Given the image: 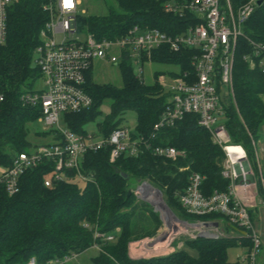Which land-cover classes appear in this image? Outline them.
Listing matches in <instances>:
<instances>
[{
  "label": "trees",
  "instance_id": "16d2710c",
  "mask_svg": "<svg viewBox=\"0 0 264 264\" xmlns=\"http://www.w3.org/2000/svg\"><path fill=\"white\" fill-rule=\"evenodd\" d=\"M248 1L229 0V3L235 11ZM186 2L95 0L94 5L103 7V12L79 15L76 25L80 32L97 41L119 38L134 26L177 35L198 22L187 10L179 17L165 13L163 7L167 3ZM221 4L225 7L224 0ZM42 5L43 0H22L8 10L7 38L0 47V93L4 96L0 104V165H8L13 154L30 149L26 125L39 116L36 108L22 107L19 97L32 91L40 78L31 58L40 44L39 33L47 19ZM243 32L264 47V3L254 9L243 25ZM189 53L154 51L151 60L190 70ZM250 53L251 47L239 39L233 64L232 95L223 103L222 124L230 145L244 150L255 169L253 147L264 132V72L256 66L250 67L244 59ZM119 69L120 86L98 84L92 80L91 72L87 73L86 91L93 105L88 110L64 116L63 123L68 130L86 133L83 126L93 120L99 105L108 98L112 102L110 114L98 125V134L108 136L119 127L115 118L132 111L136 120L132 135L150 138L166 106L167 95L157 83V75L153 83L145 84L128 63L123 62ZM39 135L44 137L47 133ZM149 142L153 147L174 148L180 155L169 160L145 151L136 158L121 156L110 164L109 148H104L83 157L81 171L88 178L84 183L66 172L64 179L45 187L44 180L52 171V162L45 160L22 175L17 194L8 197L0 191V264H27L31 258L36 264H47L79 255L92 246L100 249L92 264H247L240 260L230 263L226 254L234 246L245 247L250 254L252 243L247 239L185 237L179 249L166 255L136 260L128 256L130 243L155 236L160 226L158 215L130 191L133 183L146 182L160 190L170 208L184 219L226 222L219 215H187L178 203L191 173L203 177L201 191L205 196L214 191L225 192L229 185L221 176L225 155L198 124L197 116L185 115L174 126L161 127ZM120 174L127 178L122 179ZM258 193L264 207L259 185ZM260 207L249 209L253 224V211ZM227 229L231 231L228 226ZM108 236L113 240L106 241L104 238Z\"/></svg>",
  "mask_w": 264,
  "mask_h": 264
},
{
  "label": "built area",
  "instance_id": "2783aa9c",
  "mask_svg": "<svg viewBox=\"0 0 264 264\" xmlns=\"http://www.w3.org/2000/svg\"><path fill=\"white\" fill-rule=\"evenodd\" d=\"M19 1L22 0H0V47L7 38L8 10ZM224 1L225 7L221 0H187L186 3L165 4V13L178 14L180 17L187 10L198 22L177 35H168L155 28L134 26L119 38L97 41L77 28L76 18L84 15L78 12L80 0H43L42 10L47 19L39 33L40 44L34 49L37 55L34 66L39 71L41 86L22 93L19 101L22 107L38 110L37 120L43 123L45 129L55 128L53 142L15 153L8 165H0V191L8 197L17 194L22 175L45 160L52 162L50 176L44 180L45 187L64 179L66 172L72 173L76 181L84 183L88 178L81 171L83 157L104 148H109L110 164L121 156L136 158L145 151L174 160L180 155L179 152L171 147H153L149 139L161 127H172L185 115H196L198 124L210 134L213 143L225 155L221 176L229 185L225 192L214 191L205 196L201 191L203 177L191 173L186 188L178 196V203L190 216L219 215L224 218L234 234L232 238L247 239L252 243L250 254L242 257L240 262L255 264L260 239L249 215V209L255 203L249 183L251 170L250 167L248 170L244 168V162L248 164V160L243 150L240 162L246 177L239 176L237 162L232 163L225 152L226 146H230V139L223 124L217 125V119L224 116L221 88H226L228 98L232 95V73L238 40L242 39L251 47L250 55L244 58L250 67L256 66L263 72L264 47L243 32V25L256 8V0H249L235 11L229 0ZM76 33L84 35V39L76 38ZM161 50L173 54L189 51L191 69L182 70L178 66L179 71L170 75L171 82L168 85L161 78L157 81L162 90L167 87V102L159 121L153 126L150 138L133 136V131L120 126L106 137L100 133L75 134L64 123L61 127L63 118L60 119V116L80 113L92 107V98L86 91V75L92 72L94 62L118 68L126 62L133 69L134 66L142 67L145 62L152 61V53ZM141 67L136 76L142 80ZM3 102L4 96L0 93V104ZM145 189L150 188L142 183L135 193L140 195ZM201 223L188 225L191 227L189 238H195L198 233L213 235L215 239L224 238L219 222H207L217 223L216 228L207 229L201 227ZM104 239L112 241L113 237ZM155 244L152 247L163 245ZM74 257L70 255L47 264H67ZM27 264H36V261L31 258Z\"/></svg>",
  "mask_w": 264,
  "mask_h": 264
},
{
  "label": "rangeland",
  "instance_id": "374dc122",
  "mask_svg": "<svg viewBox=\"0 0 264 264\" xmlns=\"http://www.w3.org/2000/svg\"><path fill=\"white\" fill-rule=\"evenodd\" d=\"M95 0H80V4L78 6V12L84 13V14H101L104 10L103 7H99L94 5ZM79 40L84 39V35L76 33L74 35ZM37 55L35 52L32 53L31 58V64L34 65V61L36 59ZM141 66H134L133 72L137 75L138 74V68ZM142 80L145 84H151L155 80V76L157 75V81L159 78L163 79L164 83L168 85L171 82V74L177 73L179 71V68L177 65L172 64H166V63H157L148 61L145 62L142 65ZM92 80L98 84H112L115 86L121 85V74L120 69L116 66L109 65V64H101L98 61L94 62L92 72H91ZM41 86V81H37L34 83V89L39 88ZM164 93H167V87L163 89ZM226 88H221V95L223 103H226L227 93ZM231 97V94H230ZM230 100L228 102L229 106ZM112 102L110 99H104L98 107V113L93 118L92 121L86 123L83 126V131L86 133H93L95 135L98 134V125L103 123L105 117H108L110 114ZM63 117L60 116V119ZM115 120L118 121V125L120 127H126L130 131H134L135 127V114L132 111H127L123 116L115 118ZM217 125L222 123L223 118L217 119ZM61 127H63V122L61 123ZM46 127L43 125V123L39 120L32 121L26 125V134H27V142L29 143V147L31 149L37 148L42 145L49 144L53 142L52 134L55 131V128H49L45 129ZM264 131V130H263ZM47 133L46 136L42 137L39 134ZM254 151V162H255V169L251 163L248 162L250 167V174L253 178V181L249 180V183L251 184V193L254 194L253 198H255L254 206L261 205L260 211L254 210L253 211V220H254V226L256 231L259 234L260 239V247L256 251L255 255V264H264V207L260 201V194L258 193V185L261 186L262 194L264 195V172H263V163H264V132L262 136L258 139L257 143L253 147ZM234 155L231 157L233 160L236 159V156H240L239 152H233ZM248 160V159H247ZM263 161V162H262ZM224 163V162H223ZM223 165V164H222ZM145 183V185L151 187L150 189L142 190L140 195L136 194V189L142 184ZM140 184L133 183L130 185V191L137 197L138 200L145 202L148 204V206L151 208V210L154 212L153 205L149 204L148 201L156 205L157 209L160 211L162 209V206L160 203H163V207H165L169 213L171 214V218L168 221L163 220L160 218L161 213H156L158 215V218L160 220V226L156 231L155 236L151 238H144L139 241H135L129 244V247L131 249L130 252V258L136 260L140 258H150V257H156V256H162L166 255L170 252H172L174 249H177V243H182L185 239V237H189L191 234L190 232V226L188 225H194L198 221L197 220H187L182 218V216H179L176 211H174L171 206L168 205L165 201V199L162 196V193L160 190L156 189L153 186H150L146 182H142ZM147 186V187H148ZM158 191L161 193V198L158 196L156 192L153 190ZM161 201V202H160ZM166 221V222H165ZM221 229L224 233V238L228 239H234V240H241L237 238H232L234 235L233 232L227 229V224L225 222L220 221ZM182 229V230H181ZM188 230V231H186ZM165 232V233H164ZM146 242V246H142L143 243ZM153 243L156 244H162V246H158L157 248L151 247L154 246ZM155 244V245H156ZM162 247V248H161ZM167 247L166 250L163 248ZM155 251H154V250ZM100 252V249L97 246H92L82 252L79 255H75L74 259H72L67 264H92L93 258ZM140 253V254H139ZM248 253V249L242 246H234L227 249V260L230 263H236L238 260H240L242 257H245Z\"/></svg>",
  "mask_w": 264,
  "mask_h": 264
},
{
  "label": "bare ground",
  "instance_id": "6f19581e",
  "mask_svg": "<svg viewBox=\"0 0 264 264\" xmlns=\"http://www.w3.org/2000/svg\"><path fill=\"white\" fill-rule=\"evenodd\" d=\"M239 152L240 154V156H236L237 158L236 159H232L231 157L234 155V153L233 152ZM225 152H226V154H227V156L230 158V160H231V162L233 163V162H237V168H238V174H239V176L241 177V178H243V176H245L246 177V175H245V171H244V169H243V165L241 164V162H240V159H241V157H243V152H242V150L239 148V147H236V146H233V145H227L226 146V148H225ZM160 205L162 206V209L160 210V213H161V216H162V219L163 220H166V221H168V220H170V219H173V218H171V214L169 213V211L165 208V207H163V205L160 203ZM165 221V222H166ZM182 230V229H181ZM165 233V232H164ZM146 244V242L145 243H143L142 244V246H146L145 245ZM152 247V246H151ZM156 247H158V246H156ZM162 248V247H161ZM166 248L167 247H164L163 249L164 250H166ZM154 250V249H153ZM155 251V250H154ZM140 254V253H139Z\"/></svg>",
  "mask_w": 264,
  "mask_h": 264
},
{
  "label": "water",
  "instance_id": "95a60500",
  "mask_svg": "<svg viewBox=\"0 0 264 264\" xmlns=\"http://www.w3.org/2000/svg\"><path fill=\"white\" fill-rule=\"evenodd\" d=\"M264 3V0H256V2H255V5H256V7H260L262 4ZM244 168H245V170H248V168H249V166H248V164H247V162L245 161L244 162ZM120 177L122 178V179H126L127 178V176L125 175V174H120ZM250 181H253V178L252 177H250ZM148 186V185H147ZM149 187V186H148ZM150 189H151V187H149ZM153 190V189H152ZM154 192H156L157 194H158V196L161 198V193H159L158 191H156V190H153ZM129 193H131L130 191L128 192V194ZM161 202V201H160ZM148 203L149 204H151V205H153V207H154V212H156V213H160V211L157 209V207H156V205H154L153 203H151L150 201H148ZM161 204L163 205V203L161 202ZM160 218L162 219V216H161V214H160ZM201 227H203V228H205V229H207V228H209V227H214V228H216L217 227V223H207V222H202L201 224ZM196 237H199V238H206V239H215V237L213 236V235H209V234H207V233H198L197 235H196Z\"/></svg>",
  "mask_w": 264,
  "mask_h": 264
},
{
  "label": "crops",
  "instance_id": "0c3cea01",
  "mask_svg": "<svg viewBox=\"0 0 264 264\" xmlns=\"http://www.w3.org/2000/svg\"><path fill=\"white\" fill-rule=\"evenodd\" d=\"M259 211H260V209H259ZM182 246V243H177V246H176V248L177 249H179L180 247ZM175 250V249H174ZM130 252H131V249H130V247L128 246V256L130 257ZM132 259V258H131Z\"/></svg>",
  "mask_w": 264,
  "mask_h": 264
}]
</instances>
